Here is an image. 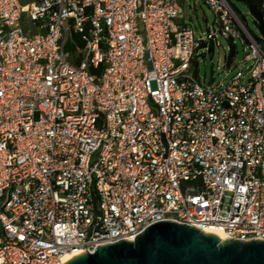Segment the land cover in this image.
<instances>
[{
  "label": "built area",
  "instance_id": "2783aa9c",
  "mask_svg": "<svg viewBox=\"0 0 264 264\" xmlns=\"http://www.w3.org/2000/svg\"><path fill=\"white\" fill-rule=\"evenodd\" d=\"M204 1L207 31L179 0H0V264L162 220L264 240V32ZM221 38L250 65L207 84L191 65Z\"/></svg>",
  "mask_w": 264,
  "mask_h": 264
},
{
  "label": "water",
  "instance_id": "95a60500",
  "mask_svg": "<svg viewBox=\"0 0 264 264\" xmlns=\"http://www.w3.org/2000/svg\"><path fill=\"white\" fill-rule=\"evenodd\" d=\"M65 264H264V240L222 239L193 225L162 220L135 240L99 246Z\"/></svg>",
  "mask_w": 264,
  "mask_h": 264
},
{
  "label": "rangeland",
  "instance_id": "374dc122",
  "mask_svg": "<svg viewBox=\"0 0 264 264\" xmlns=\"http://www.w3.org/2000/svg\"><path fill=\"white\" fill-rule=\"evenodd\" d=\"M237 7L240 9V15L248 27L259 34L258 27L254 23V19L249 13L248 7L241 0H232ZM184 8V14L181 17L185 23H191L198 29H203L207 31V25L214 21V14L210 7L206 4L204 0H179ZM191 6V7H190ZM221 43L223 46L219 49L216 48L212 52H206L205 55H201L198 60L194 59L191 65V71L205 79L207 84L212 81L215 83L223 82L228 84L232 76L240 69L243 64V69L247 70L250 63H244L245 57V45H243L240 39H237L235 44L228 40L221 38ZM234 44L236 47V55L232 59V65L234 69L227 70L222 67L218 68V65L224 66L226 64L227 58L231 45ZM222 70V71H221ZM228 74V75H227Z\"/></svg>",
  "mask_w": 264,
  "mask_h": 264
},
{
  "label": "trees",
  "instance_id": "16d2710c",
  "mask_svg": "<svg viewBox=\"0 0 264 264\" xmlns=\"http://www.w3.org/2000/svg\"><path fill=\"white\" fill-rule=\"evenodd\" d=\"M249 9V12L254 16V23L257 25L260 31L264 32V9L262 8L261 0H241ZM239 10V7H237ZM254 32V31H253ZM254 35L257 34L254 32ZM236 47L234 44L231 45L230 52L228 54V62L232 61V59L236 55Z\"/></svg>",
  "mask_w": 264,
  "mask_h": 264
},
{
  "label": "bare ground",
  "instance_id": "6f19581e",
  "mask_svg": "<svg viewBox=\"0 0 264 264\" xmlns=\"http://www.w3.org/2000/svg\"><path fill=\"white\" fill-rule=\"evenodd\" d=\"M207 232H209V233H216V234H218L222 239H225V235H224V233H223L221 230H219V229H208ZM73 257H75V254H69L68 256H66V257L64 258V260H65V261H69V260L72 259Z\"/></svg>",
  "mask_w": 264,
  "mask_h": 264
},
{
  "label": "crops",
  "instance_id": "0c3cea01",
  "mask_svg": "<svg viewBox=\"0 0 264 264\" xmlns=\"http://www.w3.org/2000/svg\"><path fill=\"white\" fill-rule=\"evenodd\" d=\"M191 7V6H190ZM181 21H183V19H181Z\"/></svg>",
  "mask_w": 264,
  "mask_h": 264
}]
</instances>
